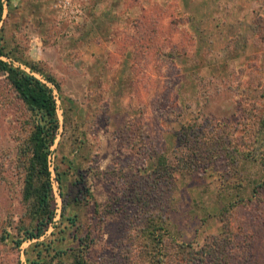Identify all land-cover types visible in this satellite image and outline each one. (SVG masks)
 Masks as SVG:
<instances>
[{
    "label": "rangeland",
    "instance_id": "1",
    "mask_svg": "<svg viewBox=\"0 0 264 264\" xmlns=\"http://www.w3.org/2000/svg\"><path fill=\"white\" fill-rule=\"evenodd\" d=\"M4 3L0 37L12 58L0 59L36 63L61 87L50 85L61 123L50 166L67 180L62 190L54 180L58 211L45 246L81 245L86 264H150L145 222L158 209L173 241L200 247L226 227L249 245V264H264V0ZM32 128L0 73V264H27L36 242H11L28 224ZM206 145L199 169L157 188L151 171L161 156L175 165L179 148L203 154ZM68 191L78 199L63 219Z\"/></svg>",
    "mask_w": 264,
    "mask_h": 264
},
{
    "label": "trees",
    "instance_id": "2",
    "mask_svg": "<svg viewBox=\"0 0 264 264\" xmlns=\"http://www.w3.org/2000/svg\"><path fill=\"white\" fill-rule=\"evenodd\" d=\"M4 13L5 3L4 0H0V24L3 21ZM2 41L3 39L0 37V57H9L10 52L2 45ZM17 62L21 66H15L0 59V73L6 76L9 85L32 114L33 128L29 133L23 152L22 198L27 206L28 224L27 222L23 223L19 233L11 237V242L17 249H20L25 242L36 241L29 250L25 251L27 264H86V252L85 249H82L83 246L80 245L81 249H70L69 252L53 248L52 242L45 246V242L41 241L42 237L55 225L57 217L54 180L61 190L67 180L65 178L67 173L59 171L57 166L54 167V178L50 166L52 148L57 141L61 127L57 100L50 85L55 87L58 92L61 87L55 77L44 71L38 64L20 60ZM22 66L30 72L22 69ZM261 125L264 129V114ZM189 131L193 130L190 128ZM191 139L190 133L186 132L183 140L190 143ZM201 149L194 150L189 147L182 151L179 148L177 153L179 158L176 159L175 165L168 157L161 156L157 167L151 171V175H154V182H158L157 188H160L162 184L163 188L168 189L176 183L178 174L184 177L192 174L196 168L199 169L202 160L205 162L207 156L211 154L209 145H206V152L204 151L203 154ZM255 182L258 183L257 180ZM263 185L264 181L260 187L262 188ZM249 186L243 187L246 193L250 189ZM60 194L62 196V193ZM74 194L68 191L62 197L64 207L61 217L63 219L67 212V206H73L77 202L78 196ZM89 196L92 194L90 193ZM245 198L247 199V197ZM243 200L242 198L241 201ZM238 206L240 205L236 202L230 207V210ZM157 211L158 209H156ZM156 212L149 213L145 222L148 249L152 256L150 264H249L253 262L249 245L238 239L237 233L232 236L228 232V228L225 227L224 233L210 238L202 246L194 247L192 244L170 239L171 231L167 219ZM67 221L70 223L66 228L77 226L76 216L67 219Z\"/></svg>",
    "mask_w": 264,
    "mask_h": 264
}]
</instances>
